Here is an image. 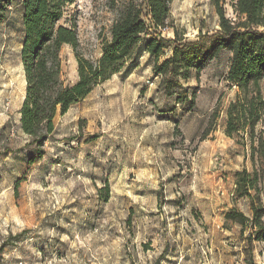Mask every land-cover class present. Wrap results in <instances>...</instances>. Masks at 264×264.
<instances>
[{
    "label": "rangeland",
    "instance_id": "rangeland-1",
    "mask_svg": "<svg viewBox=\"0 0 264 264\" xmlns=\"http://www.w3.org/2000/svg\"><path fill=\"white\" fill-rule=\"evenodd\" d=\"M132 0H75L80 50L102 55L104 38ZM144 4V0H134ZM227 13H235L227 5ZM169 26L188 40L219 29L211 0H173ZM23 6L0 23V264H264V242L228 221L233 207L251 215L236 192L237 172L252 171L242 143L225 132L236 89L224 49L197 78L191 68L171 91L154 72L144 38L125 66L56 117L46 153L20 128L26 94ZM63 79L79 78L73 48L62 49ZM167 49L159 63L170 57ZM196 92L194 103L182 93ZM221 98L220 117L212 116ZM206 135V131L209 130ZM109 184L110 194L100 188ZM264 200V180L261 183Z\"/></svg>",
    "mask_w": 264,
    "mask_h": 264
},
{
    "label": "trees",
    "instance_id": "trees-1",
    "mask_svg": "<svg viewBox=\"0 0 264 264\" xmlns=\"http://www.w3.org/2000/svg\"><path fill=\"white\" fill-rule=\"evenodd\" d=\"M23 6L24 39L21 51L26 75V94L20 109V128L34 147L32 161L46 153L45 143L56 131V117L65 114L85 99L100 83L118 73L133 56L139 43L147 37L146 50L156 57L154 72L171 91L173 82L181 84V75L196 69L199 79L208 61L224 49L231 53L225 76L227 86L235 88L234 98L226 108L225 132L242 143L253 169L237 172L236 192L251 201V215L233 207L226 213L228 221L241 226L250 245L264 242V0H211L219 16V29L201 33L188 40L175 29V37L164 36L168 27L173 0L130 1L111 28V37L102 42V55L93 60L80 50L78 22L66 18L68 7L75 0H20ZM14 0H0V23L9 16ZM230 5L235 13H227ZM70 45L78 62L79 78L74 83L63 79L62 49ZM171 49L170 57L159 63ZM192 103L196 92H182ZM221 98L212 116V124L220 117ZM210 129L206 131V135ZM102 192L110 194L106 183ZM4 246L0 248L2 251ZM254 264V262H251Z\"/></svg>",
    "mask_w": 264,
    "mask_h": 264
}]
</instances>
